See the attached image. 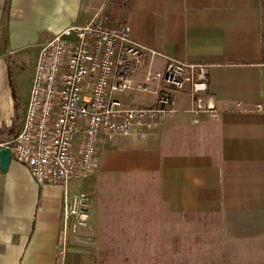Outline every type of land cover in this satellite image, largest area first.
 <instances>
[{"label":"crops","instance_id":"0c3cea01","mask_svg":"<svg viewBox=\"0 0 264 264\" xmlns=\"http://www.w3.org/2000/svg\"><path fill=\"white\" fill-rule=\"evenodd\" d=\"M103 6L0 0V151L23 126L42 45ZM118 22L162 54L155 70L167 58L206 65L208 92L203 109L188 89L179 92L176 112L146 137L104 140L95 170L156 179L172 216L210 223L220 254L191 263L264 264V0H129ZM25 60L31 81L20 91L13 75ZM119 98L130 108L155 103L152 93L135 89ZM75 180L70 194L81 185ZM64 193L38 184L14 156L6 170L0 160V264H97L80 234L63 239Z\"/></svg>","mask_w":264,"mask_h":264},{"label":"built area","instance_id":"2783aa9c","mask_svg":"<svg viewBox=\"0 0 264 264\" xmlns=\"http://www.w3.org/2000/svg\"><path fill=\"white\" fill-rule=\"evenodd\" d=\"M160 56L132 39L126 23L97 17L42 45L23 126L7 147L38 184L64 188V241L89 219L84 196L70 194L69 182L95 171L104 140L148 136L176 112L177 94L186 89L196 108H204L206 65L167 58L155 70ZM132 89L152 93L154 105H124L119 94Z\"/></svg>","mask_w":264,"mask_h":264},{"label":"rangeland","instance_id":"374dc122","mask_svg":"<svg viewBox=\"0 0 264 264\" xmlns=\"http://www.w3.org/2000/svg\"><path fill=\"white\" fill-rule=\"evenodd\" d=\"M128 3L103 0L104 6L89 20L97 17L118 23ZM30 65L25 60L15 68L20 91L31 81ZM77 179L81 185L75 194L84 196L89 219L80 228L82 234L80 229L75 234L95 253L97 264H194V258L200 261L220 254L212 225L189 214L172 216L158 196L156 179L103 175L97 170Z\"/></svg>","mask_w":264,"mask_h":264},{"label":"water","instance_id":"95a60500","mask_svg":"<svg viewBox=\"0 0 264 264\" xmlns=\"http://www.w3.org/2000/svg\"><path fill=\"white\" fill-rule=\"evenodd\" d=\"M12 158V152L9 147H5L0 151V160L2 170H6Z\"/></svg>","mask_w":264,"mask_h":264}]
</instances>
